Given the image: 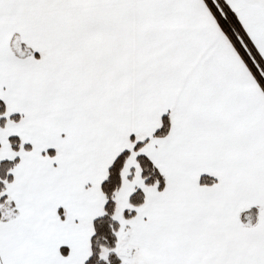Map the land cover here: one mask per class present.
Masks as SVG:
<instances>
[{
    "label": "snow or ice",
    "instance_id": "1",
    "mask_svg": "<svg viewBox=\"0 0 264 264\" xmlns=\"http://www.w3.org/2000/svg\"><path fill=\"white\" fill-rule=\"evenodd\" d=\"M0 264H264V0H0Z\"/></svg>",
    "mask_w": 264,
    "mask_h": 264
}]
</instances>
